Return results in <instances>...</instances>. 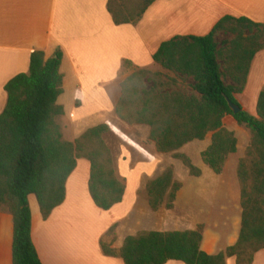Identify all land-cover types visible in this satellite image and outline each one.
<instances>
[{"label":"trees","instance_id":"obj_1","mask_svg":"<svg viewBox=\"0 0 264 264\" xmlns=\"http://www.w3.org/2000/svg\"><path fill=\"white\" fill-rule=\"evenodd\" d=\"M157 0H108L115 25L138 23ZM229 35L218 42L219 34ZM264 50V23L226 15L205 36H175L164 41L153 55L162 70L136 67L121 84L116 112L128 124L150 127L149 140L161 153H173L193 176L201 169L178 152L185 144L212 134L202 152L204 162L217 174L224 171L230 154L237 151L235 132L224 123L233 116L249 130L251 139L240 159L237 174L241 186L242 223L239 240L225 251L210 255L201 250L203 225L186 231H141L115 248L117 224L101 240L106 256L124 264H253L264 249V88L256 115L243 108L237 96L244 93L256 55ZM63 53L47 58L42 50L31 54L27 73L6 85L7 103L0 114V209L13 216V264H43L32 237L29 196L37 197L47 220L66 198V184L77 161L90 162L89 192L95 205L111 210L121 203L126 179L117 174L113 151L105 140L110 128H89L75 141L66 140L60 124L64 92L60 71ZM132 63L123 61L122 72ZM230 81V82H228ZM229 100L241 106L234 113ZM182 183L170 166L150 180L141 195L151 208L173 209Z\"/></svg>","mask_w":264,"mask_h":264},{"label":"crops","instance_id":"obj_2","mask_svg":"<svg viewBox=\"0 0 264 264\" xmlns=\"http://www.w3.org/2000/svg\"><path fill=\"white\" fill-rule=\"evenodd\" d=\"M107 5L108 0H0V114L7 103L6 83L29 71L31 54L42 50L49 58L61 50L64 92L58 104L65 110L66 95L74 97L69 119L74 134L69 141L91 127L109 125L105 140L113 151L118 176L126 179L123 201L108 211L98 208L90 195L91 165L85 158L78 159L66 184L65 201L47 220L37 197L30 195V206L35 202V210L31 208L32 237L40 259L43 264H124L121 258L106 256L101 248L102 238L114 224L115 248L141 231H186L203 225L201 250L219 254L240 237L243 209L237 167L251 139L246 129L233 116L225 118V126L235 132L238 144L221 174L202 157L212 143V134L185 144L179 152L188 155L202 173L176 176L183 185L175 207L154 211L141 191L169 162H163L165 153L149 140L150 127L128 124L119 117L116 106L122 81L136 67L156 65L153 55L164 41L175 36H205L226 15L264 23V0H157L138 23L122 25L114 24ZM152 10L160 18L147 22ZM125 60L135 67L122 74ZM263 69L264 50L253 61L244 93L237 96L249 112L243 98L250 96L256 83L254 115L264 88V74L256 76ZM138 130L145 135L139 137ZM135 178L137 185L132 192L127 183ZM13 234L12 214L0 211V264H13ZM166 264L185 263L171 260ZM227 264H237L236 258H227ZM253 264H264V249L255 255Z\"/></svg>","mask_w":264,"mask_h":264},{"label":"rangeland","instance_id":"obj_3","mask_svg":"<svg viewBox=\"0 0 264 264\" xmlns=\"http://www.w3.org/2000/svg\"><path fill=\"white\" fill-rule=\"evenodd\" d=\"M157 18H160L157 15V12L155 10H152L147 16V22H152L153 20H156ZM228 37H229V35L221 33V34L218 35L217 40H218V42H221L223 39H227ZM134 67L135 66L132 65V64L129 65L128 68L124 69L122 74L127 73V72H131ZM150 68L153 71L162 70V68L160 66H158V65H153V67H150ZM262 74H264V69H263L262 73L258 72V76H256V77L259 78V77H261ZM228 82H230V81H228ZM255 87H256V83L253 84L252 88L250 89V96L247 95L245 98H243L245 100V102H246V105H247V107L249 109V112H251L252 114L255 113V111H254L255 110L254 109V102H253V97H252V94L254 93ZM73 99H74L73 96L66 95L65 103L67 105L66 104L64 105L65 106V114L59 120L60 124H61V126L63 128L64 137H65L66 140H72V138H73L72 136L74 134L73 125L70 123L71 121L69 120L70 119V114H71V112L73 110V104H70V103H71V101ZM91 121H93V119L89 120V122H91ZM95 122L96 121H94V124H96ZM130 125H134V124H130ZM246 131L248 132V134H249V136L251 138V134H250L249 130L246 129ZM138 135H139V137H140V135L143 136V135H145V132L143 130H138ZM111 140H113V139H111ZM163 162L166 163V164L169 162V165L166 168H168L170 166H173V168H174V177H175L176 180H178L176 178V176L182 177L184 174L185 175H187V174L191 175L190 172H189V169L183 164V162L181 160L175 158L173 153H165V156H163ZM176 162L181 163V165L183 167L182 166L181 167L176 166V164H175ZM191 176H193V175H191ZM178 181H180V180H178ZM136 185H137V179L136 178L134 179V181H132V182L130 181V182L127 183L128 188L132 192L136 188ZM31 208L35 210V202L31 203ZM0 211H7L8 212V210H6L5 208L0 209Z\"/></svg>","mask_w":264,"mask_h":264},{"label":"water","instance_id":"obj_4","mask_svg":"<svg viewBox=\"0 0 264 264\" xmlns=\"http://www.w3.org/2000/svg\"><path fill=\"white\" fill-rule=\"evenodd\" d=\"M229 105L234 113H238L241 111V106L232 103L230 100H229Z\"/></svg>","mask_w":264,"mask_h":264}]
</instances>
